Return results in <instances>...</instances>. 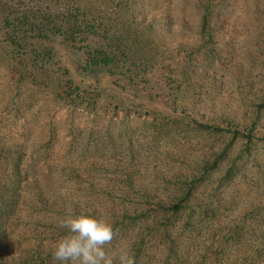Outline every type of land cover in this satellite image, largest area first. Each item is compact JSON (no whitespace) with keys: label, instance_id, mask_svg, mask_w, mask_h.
<instances>
[{"label":"trees","instance_id":"1","mask_svg":"<svg viewBox=\"0 0 264 264\" xmlns=\"http://www.w3.org/2000/svg\"><path fill=\"white\" fill-rule=\"evenodd\" d=\"M175 8L171 0H0V69L16 75L15 90L38 80L89 114L152 118L212 142L163 190L124 180L126 189L95 188L96 172L81 178L60 168L68 172L49 192L41 184L49 181L50 137L18 143L0 123V264H59L51 251L69 215L112 225L111 251H130L136 264H264V169L248 160L264 144V0H190L181 17ZM187 25L197 44L169 45L173 26L180 41ZM197 61L206 65L201 79ZM152 87L168 117L146 111ZM209 90L221 93L219 123L199 108Z\"/></svg>","mask_w":264,"mask_h":264},{"label":"rangeland","instance_id":"2","mask_svg":"<svg viewBox=\"0 0 264 264\" xmlns=\"http://www.w3.org/2000/svg\"><path fill=\"white\" fill-rule=\"evenodd\" d=\"M171 1L174 2V8H177V10L175 8L177 14L180 17L184 16L180 11L183 4H189L190 0ZM191 11L193 10L187 9L188 16H191ZM174 32H176L175 26L170 34L172 40L167 38L168 44L174 48L176 46L190 48L197 44L195 26L191 29V26L187 25L181 35L185 37L180 41L174 40L176 36ZM176 34L180 35V32L177 31ZM238 47L236 52L241 54V45ZM205 67L206 65L197 61L195 69L200 79L199 74ZM55 74L57 72L53 69V76ZM14 78L17 77L13 72L0 69V123L11 129V133H8L6 138L16 136L18 143L26 140L30 146L31 144L41 146L51 140V156L46 163L51 167L49 181L44 183L41 180V185L49 192L57 190L60 185L56 182L57 179L62 181L65 178L64 173L68 171L62 173V168L73 169L81 178L85 177V169L91 173L96 172L95 179H92L95 188L105 185L124 188V180L125 183L132 182L148 190H163L168 184L166 180L173 176L179 177L182 172H190L191 165L197 158L205 156L206 148L212 143L209 138L196 136L197 133L191 134L188 128L173 124L165 127L152 118L136 119L134 115L130 118L123 116L114 118L111 114L105 116L100 113L89 114L85 110L67 105L69 103L67 100L63 102L55 100L54 94L51 93L54 88L49 86V89H46L47 86L38 80L27 81V84L15 90L11 85ZM217 78L219 77L216 76ZM66 90L67 87H64L61 93L64 94L63 91ZM156 92L153 87L149 91L146 111L159 117H168L170 111L165 107V100L163 97H156ZM13 95L16 96L14 104L11 102L10 105L7 101ZM220 95L221 93L215 95L211 90L206 98V105L199 104L204 114L214 117L216 123H219V118L222 116L219 105ZM16 102L19 103L15 105ZM25 107L29 110H23ZM13 108H19V112L23 110L25 113L14 116ZM198 139L205 149L197 145ZM216 150L213 147L211 152ZM239 150L240 145L237 144L231 152V157H235ZM249 156L248 160L252 162L256 158L261 160L262 170L264 169V144L259 143ZM68 159L69 165H64ZM246 168L249 178L253 176L251 173H255L256 179L259 177L256 166L247 164ZM90 194L92 198L93 190ZM254 197L255 195H252V205L257 203ZM248 198L251 199L249 196Z\"/></svg>","mask_w":264,"mask_h":264},{"label":"clouds","instance_id":"3","mask_svg":"<svg viewBox=\"0 0 264 264\" xmlns=\"http://www.w3.org/2000/svg\"><path fill=\"white\" fill-rule=\"evenodd\" d=\"M65 235L54 242L51 255L59 264H136L130 251L113 253L112 225L90 215H69L61 220Z\"/></svg>","mask_w":264,"mask_h":264}]
</instances>
